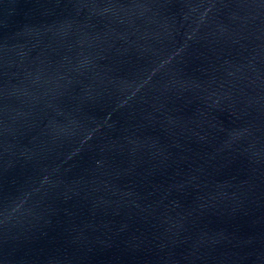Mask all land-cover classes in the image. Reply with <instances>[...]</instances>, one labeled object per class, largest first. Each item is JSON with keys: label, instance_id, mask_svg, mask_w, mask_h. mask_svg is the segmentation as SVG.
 Returning <instances> with one entry per match:
<instances>
[{"label": "water", "instance_id": "obj_1", "mask_svg": "<svg viewBox=\"0 0 264 264\" xmlns=\"http://www.w3.org/2000/svg\"><path fill=\"white\" fill-rule=\"evenodd\" d=\"M0 264H264V0H0Z\"/></svg>", "mask_w": 264, "mask_h": 264}]
</instances>
